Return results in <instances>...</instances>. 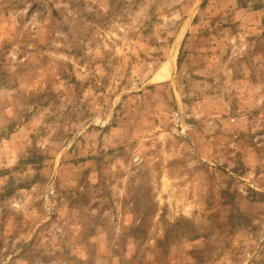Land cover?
I'll use <instances>...</instances> for the list:
<instances>
[{
	"label": "rangeland",
	"instance_id": "1",
	"mask_svg": "<svg viewBox=\"0 0 264 264\" xmlns=\"http://www.w3.org/2000/svg\"><path fill=\"white\" fill-rule=\"evenodd\" d=\"M0 264H264V0H0Z\"/></svg>",
	"mask_w": 264,
	"mask_h": 264
},
{
	"label": "bare ground",
	"instance_id": "2",
	"mask_svg": "<svg viewBox=\"0 0 264 264\" xmlns=\"http://www.w3.org/2000/svg\"><path fill=\"white\" fill-rule=\"evenodd\" d=\"M167 74H168V72H167ZM167 74H166V75H167ZM163 76H164V75H162V77H161L160 79H163V78H165V76H164V77H163Z\"/></svg>",
	"mask_w": 264,
	"mask_h": 264
}]
</instances>
